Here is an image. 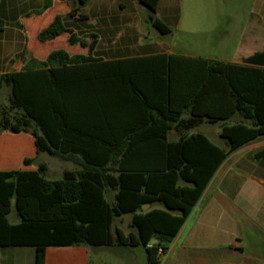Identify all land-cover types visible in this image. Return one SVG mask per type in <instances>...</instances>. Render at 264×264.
I'll use <instances>...</instances> for the list:
<instances>
[{
	"label": "trees",
	"instance_id": "obj_1",
	"mask_svg": "<svg viewBox=\"0 0 264 264\" xmlns=\"http://www.w3.org/2000/svg\"><path fill=\"white\" fill-rule=\"evenodd\" d=\"M87 1L75 0L77 7L36 33L40 43L68 36L86 54L59 48L40 60L26 47L30 59L21 69L0 73V85L10 88L0 131L31 133L39 153L81 164L55 180L44 176V163L37 170H0V246H34L35 264H45L48 246H142L148 264H160V251L168 249L221 163L264 135V49L244 63L167 53L97 61V34L80 36L65 20ZM140 1L153 12L160 2ZM52 4L46 0L25 17ZM153 23L164 34L172 31L158 18ZM4 26L0 17V31ZM17 26L25 27L21 20ZM123 108L142 109L139 120L152 126L116 127ZM235 115L241 119L228 123ZM203 121L223 122L227 148L203 133L189 134ZM171 129L180 132L179 140L168 141ZM156 202L163 207L143 210ZM13 206L16 223L9 219ZM125 214H132L134 230H113L115 218Z\"/></svg>",
	"mask_w": 264,
	"mask_h": 264
},
{
	"label": "crops",
	"instance_id": "obj_2",
	"mask_svg": "<svg viewBox=\"0 0 264 264\" xmlns=\"http://www.w3.org/2000/svg\"><path fill=\"white\" fill-rule=\"evenodd\" d=\"M180 1L182 0H160L153 12L140 0H88L80 6L75 16H66L65 20L80 36L97 34V61L129 59L158 53L186 56L174 51L173 45L167 40V36L173 34L174 29L183 22V10L176 6ZM205 1L211 2L206 11L210 23L209 31L219 32L222 27L221 17L232 22L235 15L243 14L234 9L235 0ZM218 1L225 2V7L222 3L218 4ZM243 1L248 6L245 25L240 30L233 27L227 30L228 33L236 34V48L231 53L232 58L216 57L214 60L244 63L246 57L264 49V0H253L252 7L247 4L249 0ZM45 3L46 0H0V17L5 21V26L0 31V73L11 71L9 66L20 62L15 55L25 47L24 33L17 26V22L28 13L42 9ZM67 4L70 5V10L64 9ZM75 5V0H53L49 9L27 20L43 22L38 31L49 24L55 15L68 14ZM195 14L201 17V9L197 8ZM156 18L170 26L172 31L162 33L153 23ZM24 25L27 28L26 22ZM17 39L20 40L19 44H16ZM59 48H65L71 54L88 52L80 45H70L68 36H60L48 43H40L32 54L37 59L45 60L52 51ZM29 59V56H23L21 65H25ZM142 112L144 111L140 108H123L116 114L118 117L115 126L139 129L151 127L152 122L139 120ZM240 119L239 115H235L228 123ZM222 124L223 122L203 121L190 129L189 134L203 133L215 144L227 148L228 144L220 134ZM179 138L180 132L176 129L168 132L169 142ZM262 150L264 135L241 145L226 157L168 249L160 251V264H264V155H256ZM39 154L31 133L4 132L0 136V170H33L29 167ZM27 158L33 161L27 164ZM60 159L75 164L73 169L65 168L63 176L66 170L81 169L78 159ZM160 204H150L146 209L162 208ZM97 247L102 246H48L45 250V264H92V254L98 251ZM118 247L122 253L132 254L137 248ZM145 257L144 264H148L146 251ZM35 260L34 246H0V264H35Z\"/></svg>",
	"mask_w": 264,
	"mask_h": 264
},
{
	"label": "rangeland",
	"instance_id": "obj_3",
	"mask_svg": "<svg viewBox=\"0 0 264 264\" xmlns=\"http://www.w3.org/2000/svg\"><path fill=\"white\" fill-rule=\"evenodd\" d=\"M222 3L225 7V2ZM253 0H249L247 4L252 7ZM210 1L205 0H182L176 6L179 9L183 10V22L182 24L174 29L173 34L167 36V40L173 45V50L184 53L188 57H193L192 55L198 56H207L213 59L217 58H227L231 57L236 48V34L228 33V29L233 27L235 29H241L247 20L246 17V1L235 0L234 9L239 11L235 17L232 18V22L226 17L220 18V24L222 25L219 28V32L209 31L210 23L206 11L210 8ZM163 2L161 9H163ZM77 7V4L74 6ZM70 5L65 6V10H70ZM197 8H200L202 11V16L198 17L195 14ZM236 11V12H237ZM204 14V15H203ZM199 20V21H197ZM22 22H26L27 28H21L24 33L23 42L24 49L21 50L18 54L15 55L20 62L16 65H10V70L21 69L24 65H21L22 57L24 55L25 48L30 46L28 50L31 52L36 46L40 44V41L37 39V29L41 26L43 22L37 21L36 19H31L28 21L27 18H21ZM29 38V39H28ZM19 39L16 40V44H19ZM191 55V56H189ZM229 58V59H231ZM10 88L6 85H0V109L9 105ZM212 128L216 129L215 125H212ZM4 132H9L15 134V132L9 130H1L0 136ZM46 164L47 170L44 172V176L47 179L55 180L63 178L64 169H73L75 164L70 161H63L60 158L51 155L48 152H40L38 157L30 165V169L37 170L40 164ZM113 196V193L111 194ZM163 207L162 204H160ZM9 219L12 223L18 222V212L13 206L12 211L9 214ZM116 227L122 228L126 233L132 231L134 228L131 225V214H125L123 216L116 217L113 223V230ZM118 246H102L97 247V252L92 254V264H144L146 261L145 250L142 246L136 248L135 253H122Z\"/></svg>",
	"mask_w": 264,
	"mask_h": 264
},
{
	"label": "water",
	"instance_id": "obj_4",
	"mask_svg": "<svg viewBox=\"0 0 264 264\" xmlns=\"http://www.w3.org/2000/svg\"><path fill=\"white\" fill-rule=\"evenodd\" d=\"M71 5L73 6L74 4H73V1L71 2ZM150 206V204L148 203V204H144V206H143V210H147L146 208L147 207H149Z\"/></svg>",
	"mask_w": 264,
	"mask_h": 264
}]
</instances>
